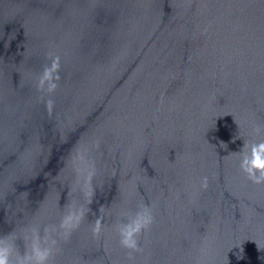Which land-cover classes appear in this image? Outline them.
Here are the masks:
<instances>
[{"label":"water","instance_id":"water-1","mask_svg":"<svg viewBox=\"0 0 264 264\" xmlns=\"http://www.w3.org/2000/svg\"><path fill=\"white\" fill-rule=\"evenodd\" d=\"M262 144L264 0H0L7 264H264Z\"/></svg>","mask_w":264,"mask_h":264},{"label":"clouds","instance_id":"clouds-1","mask_svg":"<svg viewBox=\"0 0 264 264\" xmlns=\"http://www.w3.org/2000/svg\"><path fill=\"white\" fill-rule=\"evenodd\" d=\"M264 149V144L257 146V148L253 151V158L251 160V163L255 166L264 168V151H261ZM248 161L246 160V163ZM251 171V169H249ZM258 182L261 179H264V173L261 174V176L254 177ZM0 264H7L6 257L4 255H0Z\"/></svg>","mask_w":264,"mask_h":264}]
</instances>
